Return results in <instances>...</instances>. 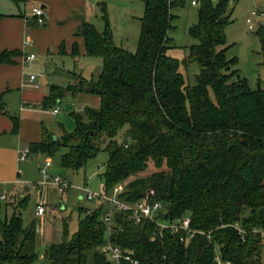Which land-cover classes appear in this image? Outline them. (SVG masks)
<instances>
[{
	"label": "trees",
	"instance_id": "obj_1",
	"mask_svg": "<svg viewBox=\"0 0 264 264\" xmlns=\"http://www.w3.org/2000/svg\"><path fill=\"white\" fill-rule=\"evenodd\" d=\"M143 2L134 52L113 42L104 7L102 31L80 19L74 35L83 38L85 54L102 58V69L96 79L70 72L66 88L51 85L41 105L66 92L98 96L99 105L73 111L71 131L55 136L44 130L28 149L52 155L64 147L60 165L74 171L104 143L102 181L108 193L121 186L122 200L148 196L162 205L159 221L187 216L196 232L185 242L182 231L159 230L155 222H135L122 211L115 212L108 232L103 221L108 204L99 202L91 210L80 208L76 231L49 244L44 258L47 264H110L101 248L109 240L132 253L137 264H264V88L251 89L229 71L232 61L224 49L217 50L226 40L230 0H200L189 28L196 42L188 60L200 66L192 86L185 84L179 60L167 54L171 8L183 0ZM257 33L264 66V33ZM19 54L2 50L0 65L14 63ZM72 55H78L76 42ZM16 125L14 120L15 131ZM124 125L127 137L119 142ZM28 198L8 202L9 217L1 215L0 203V264H38L36 223L24 225L21 217Z\"/></svg>",
	"mask_w": 264,
	"mask_h": 264
},
{
	"label": "rangeland",
	"instance_id": "obj_2",
	"mask_svg": "<svg viewBox=\"0 0 264 264\" xmlns=\"http://www.w3.org/2000/svg\"><path fill=\"white\" fill-rule=\"evenodd\" d=\"M41 4L40 0H0L2 14L0 20L7 21L1 24L0 47L15 46L27 40L30 44L25 49L30 48L34 41L32 42L29 31L32 28L49 26L42 39V45L31 49L30 52L35 54L32 60L20 59L19 63H11L7 70H0V144H18L20 152L28 149L30 142L41 139L44 130L54 133L55 136H60L64 131H71L74 127L71 115L73 111H80L84 106H98V96L85 93L73 95L70 92L64 93L47 107L41 105L51 85L66 88L71 81L70 72L81 74L86 79H96L102 69L101 57L82 52H78V55H72L71 51L58 52L56 43L60 42V39L64 38L66 41L70 38L71 23L76 18L84 19L102 31L105 24L101 8L104 7L113 42L134 52L140 35L139 18L144 10L143 0H84L81 9L73 8L62 15L60 8L56 7L52 14L46 12L43 24L39 25L30 20L27 30L15 32L17 20L23 15L32 18L30 9ZM58 4H61V1ZM199 7L200 0H183L181 5L172 7L173 18L168 31L170 41L167 54L179 60V71L183 74L185 84L190 86L196 83V75L200 71L196 61L188 60L189 46L196 42L190 36L189 28L197 21ZM252 10L264 14V0H230V22L225 27L226 40L223 45L217 47V50L224 49L226 60L232 61L229 64V71L235 70L251 89H256L264 88L263 55L257 33L258 30L264 33V20L261 15L253 16L251 22L253 28H249L246 18ZM63 47L65 48L64 43ZM30 76L34 77L33 80H30ZM55 107L58 108L56 114L51 111ZM14 120L17 122L16 131ZM127 132L128 125H124L116 139L119 142L123 141L127 137ZM104 145L101 144V149L94 157L88 159L83 167L74 171L60 165L59 157L66 150L64 147L52 155L38 152L30 154L24 160L20 159L21 175L30 182L41 179L39 167L44 166L47 159L50 160L47 171L65 176L69 181V187L64 193L58 192L53 186L45 190L46 210L42 216H34L36 191L31 187L29 191L26 190L29 198L26 207L21 210V217L24 225L32 221L38 224L36 235L38 264H47L44 251L49 244L62 241L64 236L69 239L76 231L78 219L82 216L80 208L91 210L98 204L96 199L86 200L84 194L85 188L94 192H99L102 188V174L108 159ZM0 203L1 215L9 217L12 214V207L6 201ZM64 227L67 229L66 235Z\"/></svg>",
	"mask_w": 264,
	"mask_h": 264
},
{
	"label": "built area",
	"instance_id": "obj_3",
	"mask_svg": "<svg viewBox=\"0 0 264 264\" xmlns=\"http://www.w3.org/2000/svg\"><path fill=\"white\" fill-rule=\"evenodd\" d=\"M194 4L195 2L192 1ZM32 18L31 20L36 24H43L45 18V10L40 6H33L31 8ZM258 15L262 16L264 20V14L259 12L258 10H252L250 15L246 18V22L249 23V28H253L252 17ZM30 44L29 41L25 40L24 45L28 46ZM35 57L33 52H29L25 55V60L30 61ZM33 76H30V80H33ZM52 113L56 114L58 112V108L55 107L52 110ZM30 155L29 149H25L24 151L19 153V159H26ZM50 165V160L47 159L44 163V166L39 167V172L41 173V179L38 181L27 182V186L31 187L36 191V206H35V214L42 216L46 210V199L43 193L41 192L40 188L46 186L48 183L54 184L60 193H64L66 189L69 187V181L65 176L60 174H51L47 171V167ZM122 187L116 186L111 193H108L106 190L105 185H102V188L99 192L90 191L85 188L84 198L86 200H93L99 202H106L108 204L107 210L103 213V221L107 226L108 232H110L114 226V214L117 211H122L128 213L130 219L135 222H140L143 219H148L156 223L159 227V230L164 228H169L172 232L177 233L178 231L184 232L180 236L182 241H188L194 234L195 230L190 227V218L189 217H182L181 219L167 222V221H159L157 219V215L159 214L160 210L162 209V205L159 201L151 202L149 197H143L134 202H128L122 200L118 197V193H120ZM15 196V191L13 190H6L0 193V201H11ZM241 233L242 230L239 229ZM262 239V248L264 249V233ZM102 251L107 255L110 264H124V262H129L133 264H137V260H135L127 250L122 249L120 246L111 243L107 240L104 245H102Z\"/></svg>",
	"mask_w": 264,
	"mask_h": 264
},
{
	"label": "crops",
	"instance_id": "obj_4",
	"mask_svg": "<svg viewBox=\"0 0 264 264\" xmlns=\"http://www.w3.org/2000/svg\"><path fill=\"white\" fill-rule=\"evenodd\" d=\"M40 1L42 2L40 7H42L44 10H46L45 15H46V12L49 15L52 14V11L56 7H57V9L60 8V10H61L60 13L62 15H65L66 13L70 12L73 8L81 9L82 3L84 0H57V1L56 0L55 1H53V0H40ZM60 1H61V4H58V2H60ZM43 3H45V4H43ZM55 4H58V5H55ZM34 6H38V5H34ZM30 12H31V9H30ZM31 16H32V13H31ZM30 20H31V18H28L24 15L22 16L21 19L19 18L17 20L18 24H17V28H16L15 32L18 31V33H19V32H24L25 30H27L28 25H30V23H31ZM2 22L4 23L7 21L6 20H3V21L0 20V30H1ZM79 23H80L79 18L78 19L76 18V20L73 21V23H71V25H70V29L72 28V30L70 32L71 33L70 38H68V40H66V41L64 40V38L60 39V42L56 43L58 52L67 53V52L71 51V54H72V45L74 42H76L77 49L79 50L78 52H82L85 54V46H84L83 38L80 36L78 37V36L74 35V32H75L77 26L79 25ZM48 28H49V26L44 27V28H32L31 31H29L31 34L32 42L34 41V44H32L33 45L32 47L25 49V47H29V46H25L24 43L21 44L19 42V44H15V46L11 45V47H5V46L0 47V52L4 49L12 50V49H14V47H17V50L20 52V54L17 57H15V63H19L20 59H22L24 61L25 55L27 53H29L34 46L39 47L40 45H42V39L46 35ZM63 43L65 44V48L63 47ZM8 45H10V44H8ZM9 66H10V64H1L0 70H7L9 68ZM98 105H99V103H98ZM32 142H36V141H32ZM20 150H21V148L18 146V144H16V145H1L0 144V193H2L3 191H6V190H13L14 189V191H15V196L13 198L14 200L18 199L19 197H23V196L27 195L28 194L27 191H29V187L27 186V182H30V181L22 177L21 170L19 169V162H20L19 153H20ZM49 186H53L54 189L57 190L56 186L54 184H51V183H48L44 187L42 186L40 188V190L45 197H46L45 190L48 189ZM6 202H12V200L6 201ZM34 216H39V215H36L35 211H34ZM37 227H38V224H36V228Z\"/></svg>",
	"mask_w": 264,
	"mask_h": 264
},
{
	"label": "water",
	"instance_id": "obj_5",
	"mask_svg": "<svg viewBox=\"0 0 264 264\" xmlns=\"http://www.w3.org/2000/svg\"><path fill=\"white\" fill-rule=\"evenodd\" d=\"M36 229L38 230V227Z\"/></svg>",
	"mask_w": 264,
	"mask_h": 264
}]
</instances>
